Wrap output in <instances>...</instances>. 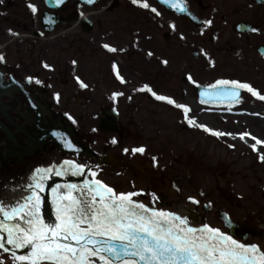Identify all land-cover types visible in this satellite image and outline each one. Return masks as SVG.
Masks as SVG:
<instances>
[{
    "label": "flooded vegetation",
    "instance_id": "flooded-vegetation-1",
    "mask_svg": "<svg viewBox=\"0 0 264 264\" xmlns=\"http://www.w3.org/2000/svg\"><path fill=\"white\" fill-rule=\"evenodd\" d=\"M144 2L0 0V185L71 160L96 172L95 177L87 170L75 175L79 186L98 179L116 192L118 187L139 192L132 199L151 208L170 209L179 197L181 157L164 149L152 151L155 137L145 129L148 124L162 126L145 118V113L153 115L145 100L157 99L143 86L159 79L160 95L177 103L181 95L196 108L227 110L245 100L251 108L264 109V100L246 89L230 107L206 105L199 94L220 79L247 82L264 94L263 5L254 0H182L173 7L146 0L150 7L145 9ZM29 4L37 6L35 14ZM208 20L212 23H204ZM117 92L122 95L113 96ZM160 102L170 112L180 110ZM156 133L160 139L161 131ZM141 146L144 153L131 151ZM225 175L222 171L221 178ZM221 178L216 185L225 193L228 183L220 187L219 182L226 184ZM192 204L208 214L213 211L223 227L218 214L226 212ZM232 220L252 225L247 218Z\"/></svg>",
    "mask_w": 264,
    "mask_h": 264
},
{
    "label": "snow or ice",
    "instance_id": "snow-or-ice-1",
    "mask_svg": "<svg viewBox=\"0 0 264 264\" xmlns=\"http://www.w3.org/2000/svg\"><path fill=\"white\" fill-rule=\"evenodd\" d=\"M54 2L62 5L65 0ZM94 2L95 0H87L88 4ZM163 2L178 7L182 0ZM132 3L140 4L141 0H132ZM142 6L145 9L150 7L146 0ZM28 7L33 14L38 11L34 4H29ZM150 10L157 13L155 8ZM204 23L211 24L212 21ZM103 47L112 52L117 51L108 44ZM3 59V55H0V61ZM117 77L123 82L119 72ZM27 79L31 81L33 78ZM76 79L82 87H88L79 77ZM188 79L193 84L196 83L190 74ZM208 87L212 91L201 95L220 101L238 103L241 90L245 89L264 100V94L251 84L239 80L220 79ZM143 88L157 100L182 109L185 119H188L190 109L187 105L179 104L168 96L158 95L148 85ZM119 95L122 93H113V96ZM188 122L193 123L194 118L188 119ZM198 127L216 136L232 135L215 131L204 124H199ZM238 135L243 139L250 134ZM252 139L256 141L251 145L253 150L257 149V144H264V140L256 137ZM65 143L69 148H75L71 141L65 140ZM112 143H116L115 139ZM124 151L128 152L129 149ZM131 151L142 154L145 148L141 146ZM155 159L153 157V161ZM259 159L264 161V154L259 155ZM85 170L91 172L93 177L96 176L89 165L71 160L63 161L58 167L37 168L32 174V182L26 186L30 194L11 205L0 202V232L7 234V244L11 245V248L5 247L3 238H0V249L11 252L12 264H264V251L258 245L241 243L232 235L209 224L193 227L187 216L151 208L132 199L139 192H116L98 179L85 180L83 186L65 184L53 188L56 222L46 223L41 214L40 193L45 190L49 174L54 171L56 176L68 173L83 175ZM188 199L199 204L195 197L190 196ZM210 206L211 203L206 207ZM17 217L19 222L16 221ZM14 249L29 251L27 254L17 255ZM0 264H3L2 259Z\"/></svg>",
    "mask_w": 264,
    "mask_h": 264
},
{
    "label": "rangeland",
    "instance_id": "rangeland-1",
    "mask_svg": "<svg viewBox=\"0 0 264 264\" xmlns=\"http://www.w3.org/2000/svg\"><path fill=\"white\" fill-rule=\"evenodd\" d=\"M151 84L149 87L152 91L160 95V80H155ZM146 92L149 91L146 89ZM176 99L179 104H189H186L187 99L181 95ZM145 106L153 113V115L145 113V118L152 119L156 125L162 126L152 128L148 124L145 129L148 134L155 137L152 151L158 153L160 149H164L181 157L179 197L175 206L166 210L190 216L189 212L182 210L183 206L203 216V224H209L225 232L224 228L215 222L214 212L208 214L201 208L197 210L188 199L191 196L199 201L201 207L211 203L215 211H224L235 221L242 218L250 219L253 226L264 231V161L259 159V155L264 154V144H257L256 150L251 147L256 143L252 137L264 140V109L251 108L245 100L227 110L196 108L192 103L191 106L187 105L190 109L188 119L194 118V122L189 123L184 117L183 110L170 112L159 100H145ZM255 115L261 119H255ZM199 124L221 133L233 134L216 136L198 127ZM157 131H161L160 139ZM239 133L250 135L240 139ZM222 171L227 175L223 177L226 184L223 185L221 181L219 186L226 187L228 183L225 193L218 192L219 188L216 185V178H221ZM16 180L18 181L15 179L6 182L14 185ZM125 190L124 187H118L119 192H127ZM248 243L256 244L264 251V236L249 238Z\"/></svg>",
    "mask_w": 264,
    "mask_h": 264
},
{
    "label": "water",
    "instance_id": "water-1",
    "mask_svg": "<svg viewBox=\"0 0 264 264\" xmlns=\"http://www.w3.org/2000/svg\"><path fill=\"white\" fill-rule=\"evenodd\" d=\"M260 5L264 6V0H254ZM211 92V89H201L199 90L200 97L203 98L201 99L204 101L203 103L206 105H212V106H232L237 103L229 102L227 100L220 101L219 99H215L213 97H209L207 95H201V93L204 92ZM46 187L43 192H41V197H42V206H41V214L43 218L45 219L46 223H54L56 222V214H55V203H54V197L55 193H53V188H55L57 185H65V184H77L79 185V179L77 177H61V176H56L55 174H50L49 178L45 181ZM63 190V189H61ZM182 210L187 211L190 213L191 221L193 220L196 216L201 219V221L198 224H203V216L185 208L182 206ZM218 217L220 220L223 222L225 228L229 231L230 235L233 236L234 239L240 240L242 242H246L249 237H259L262 238L263 231H258L254 227H251L247 224H239V223H234L231 221V219L224 213H219ZM193 218V219H192ZM16 221L19 222V218H16ZM230 221V223H229ZM197 226V225H194ZM6 247L9 248V245H5ZM29 250L28 249H20L19 252H17L18 255H24L27 254ZM94 259V258H92ZM98 259V258H96Z\"/></svg>",
    "mask_w": 264,
    "mask_h": 264
},
{
    "label": "bare ground",
    "instance_id": "bare-ground-1",
    "mask_svg": "<svg viewBox=\"0 0 264 264\" xmlns=\"http://www.w3.org/2000/svg\"><path fill=\"white\" fill-rule=\"evenodd\" d=\"M258 120H259V119H258ZM228 133H229V132H228ZM230 133H231V132H230ZM232 134H233V133H232ZM240 139H241V137H240ZM242 142H243V140H242ZM242 142H241V143H242ZM254 142H255V141H254ZM14 191H15V190H13V191L11 190L10 193L13 194V195L16 194ZM184 216H186V215H184Z\"/></svg>",
    "mask_w": 264,
    "mask_h": 264
}]
</instances>
